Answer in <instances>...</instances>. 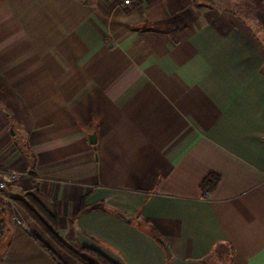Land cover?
<instances>
[{"label":"crops","instance_id":"obj_1","mask_svg":"<svg viewBox=\"0 0 264 264\" xmlns=\"http://www.w3.org/2000/svg\"><path fill=\"white\" fill-rule=\"evenodd\" d=\"M10 168L74 249L264 264V0H0ZM21 213L0 204V264H80Z\"/></svg>","mask_w":264,"mask_h":264},{"label":"trees","instance_id":"obj_2","mask_svg":"<svg viewBox=\"0 0 264 264\" xmlns=\"http://www.w3.org/2000/svg\"><path fill=\"white\" fill-rule=\"evenodd\" d=\"M218 180V175L213 173L208 174L201 183V189L203 191H211L216 186ZM34 192L38 193L36 187H33L31 191L26 192L23 196L12 197V199L56 246L73 256L80 264H117L95 249L83 246L77 250L67 244L59 235L57 215L49 211ZM31 235L43 247L48 249L35 232L32 231Z\"/></svg>","mask_w":264,"mask_h":264},{"label":"built area","instance_id":"obj_3","mask_svg":"<svg viewBox=\"0 0 264 264\" xmlns=\"http://www.w3.org/2000/svg\"><path fill=\"white\" fill-rule=\"evenodd\" d=\"M120 4L128 6L137 0H118ZM22 177V174L14 170L0 169V204L8 206L12 213V220L18 226L26 228V222L22 216L20 208L15 204L8 193V188L12 182ZM28 228V227H27Z\"/></svg>","mask_w":264,"mask_h":264},{"label":"water","instance_id":"obj_4","mask_svg":"<svg viewBox=\"0 0 264 264\" xmlns=\"http://www.w3.org/2000/svg\"><path fill=\"white\" fill-rule=\"evenodd\" d=\"M88 138H89L90 143L95 142V134L94 133L89 134Z\"/></svg>","mask_w":264,"mask_h":264},{"label":"rangeland","instance_id":"obj_5","mask_svg":"<svg viewBox=\"0 0 264 264\" xmlns=\"http://www.w3.org/2000/svg\"><path fill=\"white\" fill-rule=\"evenodd\" d=\"M9 170H13V169L10 168ZM14 171H15V170H14ZM16 172H18V171H16Z\"/></svg>","mask_w":264,"mask_h":264}]
</instances>
